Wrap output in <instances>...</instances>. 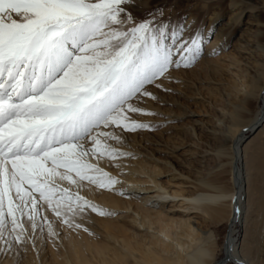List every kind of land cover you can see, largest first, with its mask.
<instances>
[{
    "label": "snow or ice",
    "instance_id": "6c2138e0",
    "mask_svg": "<svg viewBox=\"0 0 264 264\" xmlns=\"http://www.w3.org/2000/svg\"><path fill=\"white\" fill-rule=\"evenodd\" d=\"M226 2L227 17L209 23L192 0H0V264H45L49 248L67 254L81 233L98 240L93 217L118 213L97 196L145 199L124 187L128 162L140 159L130 137L172 123L159 110L170 98L192 102L219 67L209 61L228 51L209 48L221 25L257 22L264 11V0ZM249 95L261 103L242 131L259 133L251 150L264 160V82ZM216 155L233 160L235 144ZM207 191L194 207L225 196ZM228 250L231 264H256L239 259L238 246ZM211 261L209 238L197 264Z\"/></svg>",
    "mask_w": 264,
    "mask_h": 264
},
{
    "label": "rangeland",
    "instance_id": "374dc122",
    "mask_svg": "<svg viewBox=\"0 0 264 264\" xmlns=\"http://www.w3.org/2000/svg\"><path fill=\"white\" fill-rule=\"evenodd\" d=\"M258 2L259 0H250L252 5ZM191 7L209 23L213 16L222 14L226 18L228 15L226 0H192ZM257 14L258 22L264 24V11L258 10ZM246 18L248 16L244 20ZM254 33H257L256 28L247 27L244 21L233 26L231 30L226 31L224 25L217 29L218 37H213L209 48L222 43L228 49L221 52L218 59L209 61L219 67L211 69V78L207 74L203 76L205 86L199 89L197 95L191 97L192 102H189L187 95L173 97L170 99L174 103L170 102L169 107L159 109L172 123L156 120L155 123L165 124V127L150 135L145 132L140 137H130L131 149L136 155L139 154L137 156L140 159L129 161V164L134 162V165L145 166L147 171L154 168L160 174L157 179L168 191H178L184 196L208 192V188L201 187L199 182L225 190L231 188L230 161L219 160L216 153L221 147L226 146L228 149L230 145L227 127L236 123H248L252 111L259 110V97H251L249 93L257 88V83L260 84L259 75L264 57L258 53H243L245 44L242 41L251 40ZM261 40L264 44V36ZM251 137L250 133L246 134V138ZM258 139L259 134L245 149L244 161L249 189L247 222L236 225L234 234L238 244L244 241L249 260H254L256 264L264 258V160L261 159L258 147L255 152L251 150L252 145L258 143ZM250 164L254 166V172H250ZM149 175L153 176L152 173ZM173 175L182 178L170 179ZM222 210L223 213L218 219L212 218L211 212L207 216L202 213L190 216L193 217L191 224L197 228L198 234L211 232L214 236L216 263L224 258V242L229 231L226 223L228 210Z\"/></svg>",
    "mask_w": 264,
    "mask_h": 264
},
{
    "label": "bare ground",
    "instance_id": "6f19581e",
    "mask_svg": "<svg viewBox=\"0 0 264 264\" xmlns=\"http://www.w3.org/2000/svg\"><path fill=\"white\" fill-rule=\"evenodd\" d=\"M257 13L258 11L255 14L257 22H250L249 18L244 20V25L255 27L257 33H254L253 40H242L245 44L243 53L247 55L258 53L264 57V53L260 50L261 46H264L261 40L263 36L260 35L262 24L258 22ZM259 81L264 82V64ZM256 87H259L258 83ZM247 124L236 123L226 129L227 139L230 142L229 152L235 144V158L229 160L231 188L225 190L219 186L199 182L201 187L223 192L225 194L223 199L194 207L191 202L196 194L210 195V192H197L189 197L178 191H168L167 187L157 179L160 174L156 173L154 168H149L147 171L145 166L134 165L133 162L129 168L125 169L130 172V175L125 179L124 187L130 193L146 194L145 199L131 200L109 194L97 196V203L117 212L118 215L108 219L104 218V220H99L94 216L90 227L99 237L98 240H91L86 237V234L81 233V240L74 242L75 250L69 246L67 254L61 249L58 256L54 250L49 248L44 257L45 264H197L200 251L205 247V242L209 238L211 240V264L231 263L234 256L230 254L228 247L237 246L240 251L239 259L249 260L244 241L238 244L234 238L236 225H244L247 222L249 189L246 178V161H244L245 149L259 134L246 138V134L249 133L242 130ZM237 136L239 139H236ZM151 173L153 176L149 175ZM177 178L182 177L173 175L170 179ZM162 196H168L171 199H162ZM148 200L155 202L158 209L153 210L146 207ZM222 209L228 210L226 223L229 231L224 242V258L216 263L214 261L216 245L214 236L211 232L198 234L197 228L191 224L193 217L190 216L198 213L207 216L211 212L212 218L218 219L223 213ZM234 209H240L242 215H233Z\"/></svg>",
    "mask_w": 264,
    "mask_h": 264
}]
</instances>
